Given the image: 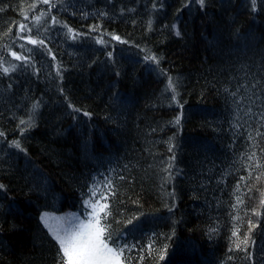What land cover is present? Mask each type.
<instances>
[{
    "label": "trees",
    "instance_id": "1",
    "mask_svg": "<svg viewBox=\"0 0 264 264\" xmlns=\"http://www.w3.org/2000/svg\"><path fill=\"white\" fill-rule=\"evenodd\" d=\"M51 2L0 0V63L17 66L0 67V264H55L41 216L82 213L108 179L140 264H264V0Z\"/></svg>",
    "mask_w": 264,
    "mask_h": 264
},
{
    "label": "snow or ice",
    "instance_id": "2",
    "mask_svg": "<svg viewBox=\"0 0 264 264\" xmlns=\"http://www.w3.org/2000/svg\"><path fill=\"white\" fill-rule=\"evenodd\" d=\"M41 2L43 4L49 5V10L56 6L55 3L51 2V0H41ZM196 2L199 3L201 7L205 5V0H196ZM251 4L252 10L255 11L257 0H251ZM32 7L35 8V5ZM43 15H45V13L41 12V16ZM41 16H34L33 18L36 21H40ZM27 18L28 17L25 16V19ZM52 21L54 24L61 23L56 19L55 16L52 17ZM62 26L67 28L68 33L73 32V29L68 27L66 24ZM20 28L23 31L27 28V26L21 24ZM97 29L98 26H94L92 29H90V31H96ZM177 35H179V32H177ZM20 38L21 37H17V39ZM112 39L119 40L120 37L113 35ZM103 42L104 41L102 39H97V43ZM27 43L33 45L39 43L44 45L45 41L43 39L36 40L28 38ZM21 47H23V45H21ZM11 55L16 60L24 59V57L17 55L15 52H12ZM54 58L55 57H53V59ZM2 59L3 58L0 57V60ZM147 59L157 62V58L154 56H148ZM0 67L3 68L4 74H7L9 71L14 70L17 66L12 65L11 68L3 67V64L0 63ZM57 74L59 75V73ZM167 90L172 92V101L177 102L178 92L176 91V82L170 76L168 77ZM233 95L235 94L233 93ZM38 107V103L34 104L33 110L37 109ZM173 123L178 125L180 123V118L177 117ZM20 125L25 126L24 128L20 129L23 133L27 129L33 127L34 121L30 116L27 121L21 119ZM3 135L4 133L0 132V136ZM257 135H260V133L257 132ZM249 138H252L251 134H249ZM12 146L20 148L18 141H13ZM169 151H172L171 147H169ZM254 156L255 153L248 157L249 160H252ZM172 167V164L169 163L168 167L164 169V171L168 173V175L162 178L164 183H168L173 179L171 174ZM249 175H251V173ZM121 179H123V177H121ZM244 179V177H241V180ZM100 183L101 182L97 181L91 187H89L87 194H82V213L73 214L71 217H68L67 222L63 227L53 228L48 223V220L51 219V217H49L47 213L41 216V222L45 225V227L49 228L50 235L58 246L55 264H133L134 260L136 261V264H140V262L145 259V256L143 255V248L137 249L136 245H128L126 241L121 242L118 236L114 237L111 228V222L109 221V217L112 215L109 197L114 196L113 184L110 179L104 183V187L109 190L107 194H105L99 187ZM3 187V185H0V189ZM236 191H239V185L237 186ZM169 195H171V193ZM237 201L238 203H242L240 197H237ZM261 204H264V200L261 201ZM233 219L237 218L234 217ZM251 226L255 227L254 224ZM212 231H215V229H212ZM238 232L239 229L234 226L231 235L232 237L237 238L235 242V247L237 249H239L242 244H248V237H245L243 240H241L238 236ZM152 247L153 246L151 243L147 245L149 253H151ZM134 249H136L139 253L136 257L130 255ZM229 251H232L231 247L229 248ZM159 259H165V254L162 250L160 251ZM229 259H231V257H229Z\"/></svg>",
    "mask_w": 264,
    "mask_h": 264
},
{
    "label": "rangeland",
    "instance_id": "3",
    "mask_svg": "<svg viewBox=\"0 0 264 264\" xmlns=\"http://www.w3.org/2000/svg\"><path fill=\"white\" fill-rule=\"evenodd\" d=\"M73 214H70L68 217H71ZM49 217H51V219L48 220V223L50 226H52L53 228H61L63 227L67 220L58 218V217H54L53 215L48 214ZM67 217V218H68ZM45 226V225H44ZM48 228V227H47ZM49 230V228H48Z\"/></svg>",
    "mask_w": 264,
    "mask_h": 264
}]
</instances>
